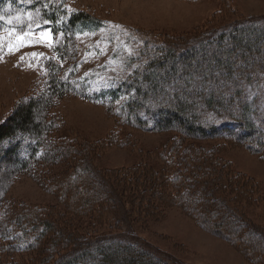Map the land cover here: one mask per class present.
<instances>
[{"label": "rangeland", "instance_id": "rangeland-1", "mask_svg": "<svg viewBox=\"0 0 264 264\" xmlns=\"http://www.w3.org/2000/svg\"><path fill=\"white\" fill-rule=\"evenodd\" d=\"M71 2L97 19L75 27L77 91L50 96L52 103L46 118L56 120L49 131L52 140H56L53 144L66 143L69 147L56 163H40L29 174L13 178L3 197V208L15 209L21 205L31 210L51 211L53 216L60 217V213L65 222L63 226L70 233L125 231L157 254L162 252L165 260L174 264H264L250 262L238 246L224 240L220 234L201 228L193 211L185 209L181 201L183 188L188 184L191 188L207 178L221 180L220 184L224 185L221 189L213 188L214 198L223 199L231 210L244 215L264 236V152L256 149L259 135L264 138V83L259 84L254 96L258 106L251 120L256 129L247 136L253 141L226 135L192 141L175 130L127 124L126 118L117 116L122 109L121 102L131 96L126 90L127 76L143 67L148 46L153 48L159 42H178L179 46H186L192 36L206 37L208 30L215 26L249 16L264 17V0H68ZM41 32L50 33L53 41L48 27L31 31L22 44L19 37L29 31L8 30L6 35L0 32L3 35L0 40V123L24 98L43 93V60L51 46L41 38ZM212 44L214 47L217 42ZM215 50L211 48L210 52ZM227 51L224 48L222 53L227 54ZM32 53L37 55L32 56ZM203 72L199 73L200 77L206 75ZM193 94L198 95L199 91L194 89ZM173 97L170 93L169 98ZM237 105L235 100L234 111L239 109ZM212 111L209 108L203 114L204 122L212 124L224 119ZM176 137L197 148H191V153L187 154L176 152V158L173 154L170 158L169 151L180 147L174 141ZM82 147L87 149L85 154ZM179 154L189 157L192 163L183 168L182 164L174 165ZM205 157H212L216 165L210 169L203 165L200 170L198 163ZM10 166L2 162L0 174ZM78 167L87 171L79 173ZM148 170L156 177L150 180L153 175H149ZM178 173V179L181 175L190 177L182 181L183 186L172 178ZM74 175H83L79 184L98 200L88 213H76L71 208L75 205L74 196L80 192L79 189L74 192L72 182L67 181ZM94 176L103 181L102 184L109 182V187H114L117 194H98L100 181H93ZM227 181L232 186L226 185ZM134 186L139 190L136 199L131 193L133 189H126ZM189 194L196 197L194 203L201 200L200 194ZM185 195L190 199L186 192ZM211 203L210 208L215 209L216 202ZM204 214L206 212L200 215ZM261 250H264L262 245ZM21 255L28 257L27 253Z\"/></svg>", "mask_w": 264, "mask_h": 264}, {"label": "trees", "instance_id": "trees-1", "mask_svg": "<svg viewBox=\"0 0 264 264\" xmlns=\"http://www.w3.org/2000/svg\"><path fill=\"white\" fill-rule=\"evenodd\" d=\"M0 16H3L0 32L4 35L8 30L26 32L40 27H48L53 35L51 51L43 60V93L24 98L0 123V169L2 162L11 165L0 174V264H174L165 260L162 252L157 254L125 231L70 233L63 226L65 222H62L60 213V217L53 216L51 211L31 210L21 205L15 209L3 208V197L13 178L29 174L40 163H56L69 147L66 143L61 144L64 146L53 144L56 140H52L49 131L56 125V120L46 118L52 103L50 96L77 91L75 27L91 23L97 16L82 11L68 0H0ZM214 41L217 44L213 47ZM156 44L153 48L148 46L144 52L146 60L143 67L127 76L126 90L131 96L126 102H121L122 109L117 116L126 118L127 124L151 126L161 131L172 129L192 141L223 135L244 141L251 139L247 136L256 129L251 119L255 118L254 110L258 106L254 96L259 84L264 83V17L249 16L215 26L208 30L206 37L192 36L186 46H179L178 42ZM223 47L227 48V54L222 53ZM211 48L216 49L214 53L210 52ZM235 62L240 63L236 65ZM200 72L206 75L200 77ZM194 89L197 93L199 91L198 95L193 94ZM170 93L174 95L173 99L169 98ZM235 100L239 108L236 111L232 106ZM209 108L213 109L211 113L224 119L212 124L204 122L202 116ZM232 126L235 129H231ZM230 130H235V133ZM174 141L180 147L177 151L170 149V158L172 154L175 157L176 152L187 154L197 148L180 137ZM256 149L264 152L261 135ZM81 151L85 154L87 149L82 147ZM176 163L174 165L182 164L183 168L190 163L189 157L179 154ZM215 163L212 157H205L197 168L203 170L204 165L210 169ZM77 169L79 173L87 171L82 167ZM149 173L153 175L150 180L156 177L153 171L148 170ZM81 176L67 178L72 182L74 192L76 189L80 191L79 197L74 196L75 205L71 208L76 213H88L90 206L98 200L79 184ZM179 176V173L173 174L172 178L175 183L179 180L181 186L185 178H190L181 175L178 179ZM125 177L129 179V175ZM207 179L199 181L198 186L189 188L188 184L183 188L181 201L185 203L184 208L193 211L201 228L220 234L221 238L238 246L247 260L264 263V250L260 251V246L264 247V236L259 233L260 229L250 225L244 215H237V211L231 210L223 199L217 201L213 188L219 186L221 189L224 184L213 177ZM96 180L99 179L94 176L93 181ZM99 181L98 194H117L109 182L102 184L103 181ZM226 185L232 186L228 181ZM126 189H133V199L139 198V190L135 186ZM188 192L200 194L201 200L194 203L196 197ZM213 201L216 202L215 209L210 208L209 202L214 204ZM203 212L206 214L200 215ZM24 253L28 254L27 258L21 255ZM18 255L21 258H17Z\"/></svg>", "mask_w": 264, "mask_h": 264}, {"label": "snow or ice", "instance_id": "snow-or-ice-1", "mask_svg": "<svg viewBox=\"0 0 264 264\" xmlns=\"http://www.w3.org/2000/svg\"><path fill=\"white\" fill-rule=\"evenodd\" d=\"M2 19H3V16H0V20H2ZM17 19H19V17H17ZM9 22H11V21H9ZM30 32H31V29L29 30V33H25L24 36L19 37V40H20L21 44L24 42V37L30 35ZM40 36H41L42 39H45L48 42L49 46H52L50 33L41 32ZM31 55L32 56H36L37 54L36 53H32Z\"/></svg>", "mask_w": 264, "mask_h": 264}]
</instances>
